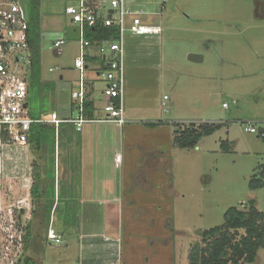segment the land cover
<instances>
[{"label": "rangeland", "instance_id": "obj_1", "mask_svg": "<svg viewBox=\"0 0 264 264\" xmlns=\"http://www.w3.org/2000/svg\"><path fill=\"white\" fill-rule=\"evenodd\" d=\"M31 1L20 0L26 12L32 7ZM36 1L41 3L43 18L49 13L52 17L59 14L66 34L76 28L64 17V7L72 0ZM136 1L151 14L144 20L164 30L155 48L141 52L155 53L154 63L140 61L128 66L130 108L126 101L124 108L134 111L136 119L125 123L124 133L134 128L136 146L131 149L117 141L122 163L115 169L107 154L118 130L107 124H89L87 129L97 135L94 142L72 148L74 155L68 153L69 147L60 149L59 161L56 155L55 188L66 180L70 188H76L78 218L89 214L97 220L104 208L100 199L106 192L118 194L119 247L130 262L189 264L188 251L200 242V233L222 225L228 208L244 210L254 201L264 213V187H248L251 179L264 178V138L244 130L248 122L257 130L264 129V0ZM64 33L43 28L41 82L29 104L35 116L50 117L52 112L76 116L70 90L78 89L79 74L73 63L79 47L76 42L65 43L56 53L53 41L64 38ZM189 55L201 60H189ZM87 66L85 79L95 80V89H102L104 83L96 80L97 63ZM98 95L96 91L93 97L100 107ZM151 121L160 122V128H147L145 123ZM183 121L225 123L195 148L183 149L173 143L174 123ZM0 150V264H23L25 257L35 264L48 258L55 263V256L68 247L77 248L72 240L75 229L63 227L60 214L49 215L50 226L62 236L60 245L50 246L42 239L34 245L32 237L25 244L23 238L28 232L36 235L38 216L34 213L39 201L32 200L30 188L35 172L43 186L44 152L15 142ZM85 182V190H77ZM105 187L112 191L101 190ZM30 222L34 224L27 232ZM244 264H264V248L257 250L254 262Z\"/></svg>", "mask_w": 264, "mask_h": 264}, {"label": "built area", "instance_id": "obj_2", "mask_svg": "<svg viewBox=\"0 0 264 264\" xmlns=\"http://www.w3.org/2000/svg\"><path fill=\"white\" fill-rule=\"evenodd\" d=\"M167 0H162V4ZM64 13L77 27L79 55L74 66L79 72L78 90L71 92V99L77 102V114L73 118L60 119L55 113L49 118L33 119L27 105L28 82L26 70L30 65V52L27 43V14L20 0H0V148L17 143L26 146L27 136L33 123L53 124L71 123L75 131L80 132L87 123H107L122 127L127 120L124 115V60L125 42L128 36L155 38L161 40L163 27L142 20L143 16L151 15L147 10L134 6L132 0H75L66 5ZM161 13H158L160 15ZM112 27L116 29L114 40H106L99 47L102 69L98 73L104 83L102 97L105 101L104 116L85 118L83 115L85 100V49L90 46L86 40L85 27ZM64 45L61 39L54 43L58 48ZM52 70V69H51ZM164 99L166 97L164 96ZM223 107H227L225 103ZM194 121H183L189 123ZM215 122V121H200ZM222 122V121H216ZM180 123V122H179ZM244 130L258 133L264 138V129L257 130L252 123L244 124ZM120 155H115V165ZM3 174L2 153L0 150V183ZM47 243L50 246L60 245L61 236L51 228L47 232Z\"/></svg>", "mask_w": 264, "mask_h": 264}, {"label": "trees", "instance_id": "obj_3", "mask_svg": "<svg viewBox=\"0 0 264 264\" xmlns=\"http://www.w3.org/2000/svg\"><path fill=\"white\" fill-rule=\"evenodd\" d=\"M32 7L27 12V43L30 52L29 71L26 75L28 82V102L29 107L31 94L38 90L40 86V32H39V3L32 0ZM85 38L90 44L100 43L106 40L117 38L116 29L112 27H102L99 25L85 27ZM100 63L102 64L101 59ZM83 115L85 118H93L94 104L85 97ZM29 114L33 119H39L29 108ZM225 122H175L177 126L173 143L183 149L195 148L199 141L206 136L212 135L220 129ZM149 127H154L160 122H146ZM71 123H59L57 127L53 124L33 123L31 124L27 143L33 150H42L46 159V169L43 186H41V176L35 172L30 196L32 200L38 199V208L34 216L38 220L35 223V236H30L28 232L34 222H30L26 227L24 243L31 237L33 244L39 245L44 240L47 243V232L50 227L49 215L51 212L60 214V221L63 227L70 229L78 228V213L74 201V191L68 188L66 180L60 187L55 188V167L56 155L59 161V150L69 149V153L74 155L73 145L78 144L77 134ZM3 138L5 135L2 133ZM225 142H222V147ZM264 174V171H263ZM263 176V175H262ZM251 190L264 187L263 179H251L248 183ZM35 218V219H36ZM224 223L220 226L205 230L200 233V242L191 246L188 253L189 264H244L252 263L256 260L257 250L264 248V213L259 211L254 201H250L246 209L236 207L228 208L224 213ZM42 237V238H41ZM29 242V241H28ZM30 244V243H29ZM39 250V249H38ZM30 257L23 259V264H33Z\"/></svg>", "mask_w": 264, "mask_h": 264}, {"label": "crops", "instance_id": "obj_4", "mask_svg": "<svg viewBox=\"0 0 264 264\" xmlns=\"http://www.w3.org/2000/svg\"><path fill=\"white\" fill-rule=\"evenodd\" d=\"M74 1L75 0H72V3H74ZM132 1H133L134 6L143 9L140 6V4H138V2L136 0H132ZM51 4L52 3L50 2L49 6ZM66 5H68V4H66ZM40 6H41V3L39 4V7H38L40 45H41L43 28L46 31H57L58 30L59 32L62 31V33H64L66 31V29L64 27V23L62 22V18L59 17V14H58L59 18L55 14H54L55 15L54 17L50 16L49 15L50 13L47 14V16L45 18H43L40 15ZM26 14H27V12H26ZM64 17L70 18L65 13H64ZM144 18H146V16H143L142 20L147 21V20H144ZM43 21H44V23H43ZM70 21H71V19H70ZM49 22L52 24H55V25L52 26V24H50ZM56 22L58 24H56ZM70 33L75 34L76 37L73 38L71 36V34H66V32H65L64 34H66V36L64 38H60V37L56 38L53 41V46H54L55 42H57L61 39L64 41V44L70 43V42H76L77 43V40H78L77 27L75 28V26H74V28L70 31ZM64 34H63V36H64ZM103 42L96 43V44H90L89 47H86L85 58H84L85 72L88 69V66H87L88 64L97 63V67L95 68L96 77H97L96 80L100 79V81H102V80L99 77L98 73L102 69V64L100 63V60H99L100 59L99 47L104 44ZM160 42H161V40L157 41L155 38H147V37L128 36L126 38L125 60H124L125 83H124L123 101L124 102L126 101L128 103L129 108H130V106H129L130 93L128 92V90H129L128 88L130 86V83H128V80L130 79L131 73H130V67L128 68V66L130 64L136 65L140 61H144L147 64L149 63V65H150V63L153 64L155 59L152 57V55H154L155 53H152V52L149 53L150 49H148V48H151V47L155 48V44L156 43L158 44ZM61 47H58V48L55 47L57 49L56 53H58V54L60 53L59 50ZM146 48L149 50L148 53L144 54V55H143V53L141 54V52L144 51ZM40 52H41V49H40ZM78 55H79V48H78V54H77V56H75L74 61L78 57ZM158 65L159 64L157 62V66ZM73 67L75 70H77L74 66V63H73ZM28 71H29V67L26 70V75L28 74ZM126 71H127V75H126ZM78 74H79V72H78ZM60 79H63L62 75H60ZM93 81H95V80L87 81L85 79V76H84V85H85V95L84 96L86 98H88V100L92 101L94 104L93 118H95V117L100 118V117L104 116L103 108H104L105 101H104L102 94H101L103 88L96 90L94 87ZM78 82H79V80H78ZM78 82H77V85H78ZM70 91L73 92L72 89ZM96 91H98V94H99L98 95L99 102L102 104L100 107L96 106L95 98L93 97ZM71 92H70V98H71ZM73 101L76 104L75 109H76V114H77V102L75 100H72V102ZM27 102H28V98H27ZM84 102H85V100H84ZM70 107H71V110L73 111V108H72L73 104L72 103L70 104ZM52 113H55L60 119L73 118V117L60 116L57 112H52ZM124 115H125V119L127 120V123L128 122L131 123V122H133V119H136L134 111H131L128 108L127 109L124 108ZM45 118H49V117H42V116L39 117V119H45ZM36 120H38V119H36ZM141 121H145V120H141ZM44 124H46V123H44ZM89 124H94V123H87L83 126L82 130L79 133L80 134L84 133V136H77L78 144L73 145V149L75 147H77V149H78L79 147H81L84 144V142L92 143L96 140V136H97L96 133L92 134L91 129H87V126ZM99 124H105L106 125L107 123H99ZM107 125L111 126L112 128L117 129L119 132L118 136H120V138H118V136L114 137V141H113L114 144H113V146H111L109 148V149H111V150H109V151H111V153L107 154V156L110 159H112V161H114V168L118 169L120 167V164L122 163V160L120 158L118 165L117 166L115 165V155L116 154L120 155V153L118 151L119 148L116 147L115 144L118 141V144H119V142L123 143V144L127 143L129 148H131V149L133 147L135 148L136 140L134 139V137H135L134 128L129 127L126 129V132L124 133L125 124L122 127H117V126L112 125V124H107ZM160 126H154V127L150 126L147 128H149L150 130H156L157 128H160ZM85 133H86V135H85ZM98 136L102 137L101 135H98ZM156 137H157V135H156ZM102 138H104V137H102ZM164 138H165V136H164ZM106 149L108 151V146ZM149 163L147 164V166H149ZM81 180H82V178H81ZM85 184H86V182L84 183L83 186H81L77 190H79V191L85 190ZM113 184H115L114 181H113ZM70 186L71 185L68 184V188H70ZM114 186H111V188L113 189ZM111 188L105 187V188H102L101 190L112 191ZM72 189L74 191L76 188H72ZM116 192H117V190H116ZM119 202H120V200H119L118 194L113 195L111 192H106V195L104 197H102L99 201V203L104 207L103 211H102L103 213L101 214V217L99 220H97L95 217L90 216L89 214L87 216H82L81 218L79 217L78 228H77V230H74V232H76V234H75L76 236L74 239H72L77 243V248L73 247V245L71 247H68L65 252L59 254L58 256H55V263H52L51 261H49V260H51V258H48V259H46L45 262L39 261L37 264H134L133 262L129 261V258L127 255L122 256V251H120V247H119V243L121 242L120 239L122 237L120 234V230H119V221H120L119 220L120 215L118 213ZM80 205H82V204L80 203ZM49 228H51L53 230V228L51 226ZM55 233L58 234L59 236H61L60 232H55ZM61 239H62V236H61ZM66 246H68V244ZM43 251L44 250L42 249L41 252H43Z\"/></svg>", "mask_w": 264, "mask_h": 264}, {"label": "water", "instance_id": "obj_5", "mask_svg": "<svg viewBox=\"0 0 264 264\" xmlns=\"http://www.w3.org/2000/svg\"><path fill=\"white\" fill-rule=\"evenodd\" d=\"M189 60H192V61H200L201 60V57L194 56V55H189Z\"/></svg>", "mask_w": 264, "mask_h": 264}]
</instances>
